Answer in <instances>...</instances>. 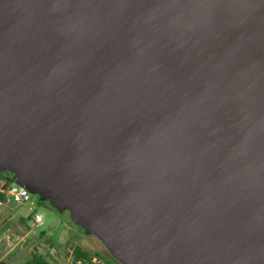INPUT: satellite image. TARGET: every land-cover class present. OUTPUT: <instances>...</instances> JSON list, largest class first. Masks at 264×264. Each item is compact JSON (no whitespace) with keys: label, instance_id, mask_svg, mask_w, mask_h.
Listing matches in <instances>:
<instances>
[{"label":"water","instance_id":"obj_1","mask_svg":"<svg viewBox=\"0 0 264 264\" xmlns=\"http://www.w3.org/2000/svg\"><path fill=\"white\" fill-rule=\"evenodd\" d=\"M121 264H264V0H0V171Z\"/></svg>","mask_w":264,"mask_h":264},{"label":"rangeland","instance_id":"obj_2","mask_svg":"<svg viewBox=\"0 0 264 264\" xmlns=\"http://www.w3.org/2000/svg\"><path fill=\"white\" fill-rule=\"evenodd\" d=\"M30 196L26 205H7L0 198V264H22L33 254L42 255L50 264H112L106 260L105 248L87 239L71 219H62L37 195ZM34 214L42 217L39 226L32 223ZM78 246L92 254L91 261H75L73 251Z\"/></svg>","mask_w":264,"mask_h":264},{"label":"built area","instance_id":"obj_3","mask_svg":"<svg viewBox=\"0 0 264 264\" xmlns=\"http://www.w3.org/2000/svg\"><path fill=\"white\" fill-rule=\"evenodd\" d=\"M30 192L23 186L17 185L14 181L8 183L6 178L0 174V198L7 205H26L30 202ZM42 222V217L39 214H34L32 223L34 226H39Z\"/></svg>","mask_w":264,"mask_h":264},{"label":"trees","instance_id":"obj_4","mask_svg":"<svg viewBox=\"0 0 264 264\" xmlns=\"http://www.w3.org/2000/svg\"><path fill=\"white\" fill-rule=\"evenodd\" d=\"M0 174H2L6 178L8 183H11V181H13V175L9 171H7V170L0 171ZM46 203L48 204V202H46ZM73 256H74L76 262H79V261H88L89 262L92 259V254L89 253L88 251L80 248L79 246L74 249ZM22 264H50V263L42 255L33 254L32 258L29 261L24 262Z\"/></svg>","mask_w":264,"mask_h":264},{"label":"flooded vegetation","instance_id":"obj_5","mask_svg":"<svg viewBox=\"0 0 264 264\" xmlns=\"http://www.w3.org/2000/svg\"><path fill=\"white\" fill-rule=\"evenodd\" d=\"M46 203V202H45ZM56 213L57 214H59L60 216H61V218L62 219H65V217L67 218L68 217V219H71V217H70V214H69V212L67 211V210H65V211H63V212H61V213H59L58 211H56ZM76 226H78V229L82 232V234L88 239V238H93V239H95L100 245H102L103 246V244L99 241V239L97 238V237H95L93 234H87V233H85L80 227H79V225H77V224H75ZM104 247V246H103ZM105 248V247H104ZM105 250H106V248H105ZM94 251L99 255V256H103L102 254L103 253H100L98 250H97V248L95 249L94 248ZM106 253L108 254V259L106 258V260L108 261V262H110V263H112V264H121L119 261H117L115 258H113L110 254H109V252L106 250Z\"/></svg>","mask_w":264,"mask_h":264},{"label":"crops","instance_id":"obj_6","mask_svg":"<svg viewBox=\"0 0 264 264\" xmlns=\"http://www.w3.org/2000/svg\"><path fill=\"white\" fill-rule=\"evenodd\" d=\"M49 253H51V252H49ZM53 256H55V254H52ZM78 263V262H77Z\"/></svg>","mask_w":264,"mask_h":264}]
</instances>
